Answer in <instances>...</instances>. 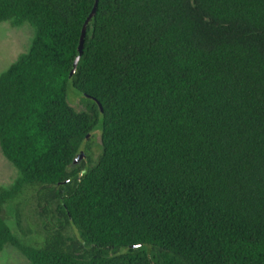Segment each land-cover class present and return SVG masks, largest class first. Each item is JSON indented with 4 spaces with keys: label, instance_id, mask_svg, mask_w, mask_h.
<instances>
[{
    "label": "trees",
    "instance_id": "16d2710c",
    "mask_svg": "<svg viewBox=\"0 0 264 264\" xmlns=\"http://www.w3.org/2000/svg\"><path fill=\"white\" fill-rule=\"evenodd\" d=\"M94 3L0 0V23L33 29L0 73V151L19 175L0 189V252L30 264H264V0H97L69 77ZM26 191L54 222L39 245L2 215Z\"/></svg>",
    "mask_w": 264,
    "mask_h": 264
},
{
    "label": "rangeland",
    "instance_id": "374dc122",
    "mask_svg": "<svg viewBox=\"0 0 264 264\" xmlns=\"http://www.w3.org/2000/svg\"><path fill=\"white\" fill-rule=\"evenodd\" d=\"M33 29L28 23L13 27L10 21L0 23V73L6 70L22 54L26 53L31 45ZM68 103L77 109H82L80 101H84L71 85L67 88ZM100 127L97 124L92 132L91 150L97 154L96 145L100 143ZM17 170L3 157L0 151V189L8 188L18 178ZM16 208L20 214L21 229L15 225ZM3 217L12 232L25 244L39 245L43 242L47 230L54 226L37 205L31 191H26L17 201L7 205ZM75 232L68 228V235L73 237ZM0 264H30L15 248L7 245L0 252Z\"/></svg>",
    "mask_w": 264,
    "mask_h": 264
},
{
    "label": "water",
    "instance_id": "95a60500",
    "mask_svg": "<svg viewBox=\"0 0 264 264\" xmlns=\"http://www.w3.org/2000/svg\"><path fill=\"white\" fill-rule=\"evenodd\" d=\"M96 7H97V0H95V3H94V6H93V9L90 13V15L88 16L87 20L85 21V24L83 26V29H82V34H81V37H80V41H79V45H78V55L76 57V59L74 60L73 62V67H72V70L70 71L69 73V77H72L73 74L75 73L76 71V68H77V65H78V62L80 60V57L82 55V50H83V43H84V37H85V31H86V26L89 24V22L93 19L94 15H95V11H96ZM92 100L97 104L98 108L100 111H102L101 109V105L100 103L93 99ZM90 138V135H87L86 136V140ZM86 160V154L83 152V151H80L77 156L73 159V161L71 162L70 164V168L71 169H74L78 166H80L84 161ZM133 249H137L138 246H133L132 247Z\"/></svg>",
    "mask_w": 264,
    "mask_h": 264
}]
</instances>
